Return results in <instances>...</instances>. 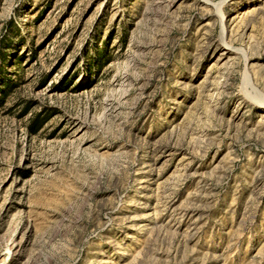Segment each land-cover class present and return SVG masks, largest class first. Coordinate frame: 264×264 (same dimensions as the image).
Masks as SVG:
<instances>
[{"label":"rangeland","instance_id":"rangeland-1","mask_svg":"<svg viewBox=\"0 0 264 264\" xmlns=\"http://www.w3.org/2000/svg\"><path fill=\"white\" fill-rule=\"evenodd\" d=\"M0 264H264V0H0Z\"/></svg>","mask_w":264,"mask_h":264},{"label":"trees","instance_id":"trees-1","mask_svg":"<svg viewBox=\"0 0 264 264\" xmlns=\"http://www.w3.org/2000/svg\"><path fill=\"white\" fill-rule=\"evenodd\" d=\"M34 129H36V127L34 126Z\"/></svg>","mask_w":264,"mask_h":264}]
</instances>
